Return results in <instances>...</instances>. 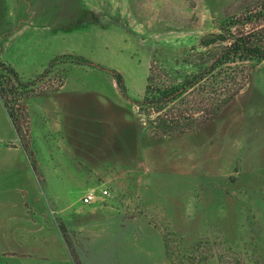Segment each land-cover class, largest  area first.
I'll return each mask as SVG.
<instances>
[{"label":"rangeland","instance_id":"1","mask_svg":"<svg viewBox=\"0 0 264 264\" xmlns=\"http://www.w3.org/2000/svg\"><path fill=\"white\" fill-rule=\"evenodd\" d=\"M53 1L59 19L68 6L85 18L60 22L76 32L58 35L56 57L74 52L124 77L123 167L92 170L91 186L68 160L42 178L0 100V264H264V62L245 64L246 84L230 101L224 84L207 83L150 116L137 104L150 66L163 80L190 71L203 39L261 0ZM29 31L5 57L24 80L55 58ZM66 78L108 97L117 83L106 70L59 61L38 87ZM90 189L109 194L84 204Z\"/></svg>","mask_w":264,"mask_h":264},{"label":"crops","instance_id":"2","mask_svg":"<svg viewBox=\"0 0 264 264\" xmlns=\"http://www.w3.org/2000/svg\"><path fill=\"white\" fill-rule=\"evenodd\" d=\"M57 6L53 0H0V58L6 62V53L11 43L26 36L31 29L33 32L27 35V40L44 42L45 45H40L39 48L44 51L50 49L53 53L51 57H56L53 43L58 35L76 32L73 28L68 30V27L66 30L60 29V22H65L66 26L85 23V18H79L77 9L70 6L67 14L59 19V15L55 13ZM77 19L83 21L78 24ZM42 30L44 33H41ZM11 65L14 68L16 66L14 61H11ZM112 86L114 93L111 98L100 93L102 89L87 92L83 91V87L79 90L75 85H69L66 78L60 87L45 89L36 97L26 100L30 128L28 140L36 158V169L40 171L42 178L52 176L49 169H69L68 160L73 169L82 171L79 176H72L81 178L87 186H91L94 185L92 170L123 167L120 166L121 162H117L118 159L123 161L121 155L124 152L118 134L123 138L124 121L129 120V115L123 112L120 87L115 82ZM0 100L3 103L1 97ZM2 105L5 108L4 103ZM136 141L138 133L134 142ZM106 163L108 166H105Z\"/></svg>","mask_w":264,"mask_h":264},{"label":"trees","instance_id":"3","mask_svg":"<svg viewBox=\"0 0 264 264\" xmlns=\"http://www.w3.org/2000/svg\"><path fill=\"white\" fill-rule=\"evenodd\" d=\"M217 41L222 43L221 49L213 55L211 46ZM202 47L207 48L201 53L203 58L190 63V71L186 70L184 74L175 75L171 79L163 80L162 75H157V71L150 66L144 95L137 101L142 113L150 116L152 113L162 112L169 105L177 106L188 92L207 83L213 86L216 83L224 84L226 100L235 98L247 81L245 64L264 62V0H261L256 8L238 17L227 18L221 27V33L203 39ZM209 47L211 48L208 49ZM59 61L92 66L110 72L126 95L124 77L119 71L107 69L80 54H60L53 58L43 73L28 80H24L14 66L0 58V97L26 148L29 147L25 129L28 113L26 104L21 100L43 91L39 89V84ZM180 114L186 113L183 111Z\"/></svg>","mask_w":264,"mask_h":264},{"label":"built area","instance_id":"4","mask_svg":"<svg viewBox=\"0 0 264 264\" xmlns=\"http://www.w3.org/2000/svg\"><path fill=\"white\" fill-rule=\"evenodd\" d=\"M107 194H109L108 189H103L101 190V192L97 191L96 189H90L85 193L82 198V201L84 204H90L98 200L99 198L106 196Z\"/></svg>","mask_w":264,"mask_h":264}]
</instances>
